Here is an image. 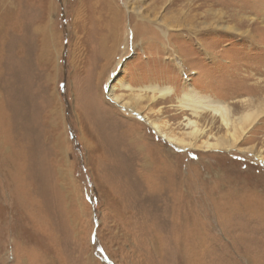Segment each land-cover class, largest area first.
Instances as JSON below:
<instances>
[{
  "label": "rangeland",
  "instance_id": "374dc122",
  "mask_svg": "<svg viewBox=\"0 0 264 264\" xmlns=\"http://www.w3.org/2000/svg\"><path fill=\"white\" fill-rule=\"evenodd\" d=\"M113 1L157 20L129 41L124 19L105 57L97 29L75 30L81 0H0V264H264V113L233 149L206 150L221 117L179 101L264 111V0ZM43 12L60 43L46 65L18 33ZM113 85L176 137L196 120V145L111 101ZM151 85L174 92L155 102Z\"/></svg>",
  "mask_w": 264,
  "mask_h": 264
},
{
  "label": "bare ground",
  "instance_id": "6f19581e",
  "mask_svg": "<svg viewBox=\"0 0 264 264\" xmlns=\"http://www.w3.org/2000/svg\"><path fill=\"white\" fill-rule=\"evenodd\" d=\"M176 1L177 0H169L170 7H173L176 4ZM42 2L45 3V0H42ZM128 2L131 5L132 1L128 0ZM134 9H136L137 11L136 15H134V13L133 15L131 13L130 14L126 13V11L122 9L113 0H81V4L76 10V16L74 19L75 25H78L75 27V30L79 34V31L83 32L85 30V26L87 24H89L92 27V29H97L99 33L98 39H100V42L98 43H100L102 55H104L105 57H110L112 49H114L116 45L118 44L117 43L118 36L120 35L119 33L121 29L120 25L122 24L124 19L129 20L131 22V25L135 28V30H132L133 36L131 35L132 38H129V41L131 39L132 40L138 39L141 36L145 37L147 34L153 32V30L152 29L150 30L147 26H149V24H152L157 19H151L149 16H147L140 6ZM86 17L88 18V20L85 19ZM37 20L39 22L36 21V26H34L33 30H31L32 26L30 25L23 26L22 24L23 26L22 31L19 25H18L19 31L18 30L17 31L18 33L20 32L19 37H21L23 33L26 34V31H27V34H28V35L26 34L27 36H30V37L33 36V38L36 37L37 40H39V49H40L39 51L40 52L38 54V59L40 60L41 63H45L44 65H46L51 62L49 53H51L52 44L54 45L55 48H57L59 41L56 40V36H55L56 32H54L53 29L51 28L50 12H48L47 14H44L43 12L40 17L39 16L37 17ZM161 22H164V21H161ZM109 41H113V43L110 44ZM21 43H19V47H17L18 49L20 48L19 51L17 50L18 53H20L19 55L21 56V57L19 56V58H23V57L27 58L28 56L30 57L31 47L29 48L25 44L26 48L28 47L29 50H27L26 48L25 50H23ZM28 45L30 46V44ZM22 65H24V63H22ZM122 85L126 89H131V90L134 89L132 85L128 83H124ZM144 89L150 90L152 93L155 94V96H153L152 98V100H154L155 102H157L159 98L171 96L174 92L172 87H161L159 85H151ZM19 95H23V94H19ZM108 95H109V99H111V101H113L114 103H118L122 107L129 108L136 114L140 115L143 119H145L153 127L155 132H157L161 137H163L167 141L171 143H179V144L185 145L186 147H189V146L191 147L193 145H196L197 138L200 137L198 135L200 132V129L197 126L198 122L196 120H193L191 118L186 119L187 120L186 126L192 128L191 131L187 132L188 137L191 140L186 141L182 138L172 135L171 132L165 129L164 125L152 120L147 115L141 114V111L137 108V106L142 100V97H143L142 94L131 95L129 100H127L123 94H118L115 92V86L113 85V87L111 86V88L108 90ZM183 99L185 100H181V98L179 99V101L181 102L180 105L183 108H187V109L191 108L193 112L198 116L201 115L203 110H210L214 116L219 115L221 117L222 123L227 129L226 135L216 137L214 138V140L207 139L203 141V147H205L206 150L233 149L238 143L240 136L246 133L249 126L252 125L251 123L254 122L256 118L261 116L262 113H264V111L262 112L261 111L260 112L251 111V112H246V113L243 112V114L237 117V119H231L230 109L228 108V105L223 103L222 101L214 102L213 99L206 101L200 96L192 97L188 93L184 94Z\"/></svg>",
  "mask_w": 264,
  "mask_h": 264
}]
</instances>
